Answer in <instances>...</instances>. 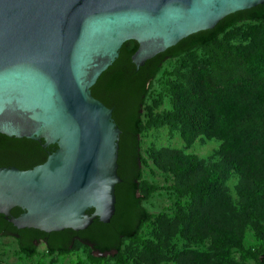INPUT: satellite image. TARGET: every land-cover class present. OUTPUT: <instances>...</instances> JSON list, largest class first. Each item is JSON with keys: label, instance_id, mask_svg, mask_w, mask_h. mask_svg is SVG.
<instances>
[{"label": "trees", "instance_id": "trees-1", "mask_svg": "<svg viewBox=\"0 0 264 264\" xmlns=\"http://www.w3.org/2000/svg\"><path fill=\"white\" fill-rule=\"evenodd\" d=\"M138 44L125 41L118 57L90 88L94 98L112 109L121 130L115 185V212L108 223L93 219L85 229L45 232L17 228L0 214V236L16 239L20 254L34 257L37 244L45 254L75 256L76 245L88 249L89 264H236L254 260L264 264V3L222 18L212 29L193 33L136 68L131 60ZM200 50L201 57L193 54ZM165 93L171 107L155 112L162 95L153 96L143 119L142 109L152 81L164 63ZM166 125L179 135L183 149H158L148 156L171 177L166 189L173 194L171 214L156 217L158 232L142 235L155 216L143 201L158 186L143 179L139 136ZM219 142L203 158L187 152L197 138ZM48 156L39 141L0 133V167L32 168ZM235 178L230 188L229 182ZM250 231L256 241L246 247ZM183 239V249L171 241ZM208 240L203 249L191 248ZM97 253L109 254L94 255Z\"/></svg>", "mask_w": 264, "mask_h": 264}, {"label": "water", "instance_id": "water-1", "mask_svg": "<svg viewBox=\"0 0 264 264\" xmlns=\"http://www.w3.org/2000/svg\"><path fill=\"white\" fill-rule=\"evenodd\" d=\"M264 0H0V133L46 160L0 167V214L17 228L81 230L115 212L121 130L91 94L135 40L139 68L181 39ZM106 255V253H97Z\"/></svg>", "mask_w": 264, "mask_h": 264}, {"label": "rangeland", "instance_id": "rangeland-1", "mask_svg": "<svg viewBox=\"0 0 264 264\" xmlns=\"http://www.w3.org/2000/svg\"><path fill=\"white\" fill-rule=\"evenodd\" d=\"M201 51L196 50L193 54L194 58L201 57ZM175 65V60L168 59L162 68V71L157 75V77L152 81V87L150 93L146 98L145 105L142 109L143 119H147V107L151 105L153 96L158 97L162 95L161 105L155 109V112H160L162 110L169 109L171 107L169 97L166 95L164 87L165 80L163 72L165 70H170ZM139 140L141 143V154L145 163H141L143 179L149 181L152 184L158 186L150 198L143 201V205L152 213L155 218L152 219L153 223L146 226L142 230V235L145 238H153L155 233L158 232L156 225V217L161 213L171 214L172 205L174 203V197L171 192H169L166 187L171 183V177L164 175L160 170H158L153 164L152 160L148 156V149L154 145L158 149H183V142L180 139L179 135L175 132H171L166 125H163L157 129L151 128L145 130L140 136ZM219 142L215 139H206L199 137L196 139L194 144L187 152L194 153L200 157L207 158L212 153L213 150L217 148ZM235 178L230 182V188L233 186ZM232 189V188H231ZM183 239L178 238L171 241L172 247L177 250H181L184 247ZM209 243L208 240H205L204 243L197 245H190L191 248L203 249ZM256 243L252 233L247 232L245 239V246L252 247ZM77 253L79 257L85 262L84 264H89L87 261L88 249L80 244L76 245ZM38 254L34 257H25L20 254L19 248L16 242V239L11 236H0V264H79L74 261L75 256H66L60 258L56 254L46 255L45 254V245L42 242L37 244ZM94 255H97L94 253ZM105 258H109V254L104 255ZM232 259L236 264H258L254 260H247L246 262H241L239 252L234 251L232 253ZM106 264H114V260H107ZM164 264V263H163ZM168 264V263H167Z\"/></svg>", "mask_w": 264, "mask_h": 264}]
</instances>
